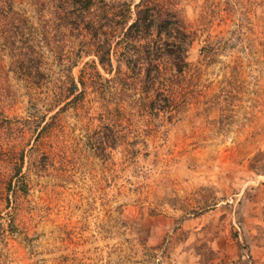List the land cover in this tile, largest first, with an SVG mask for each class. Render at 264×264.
Listing matches in <instances>:
<instances>
[{"label": "rangeland", "instance_id": "1", "mask_svg": "<svg viewBox=\"0 0 264 264\" xmlns=\"http://www.w3.org/2000/svg\"><path fill=\"white\" fill-rule=\"evenodd\" d=\"M16 1L29 37L2 20L0 264H264V0H173L197 33L179 114L104 71L96 7L65 20L77 0Z\"/></svg>", "mask_w": 264, "mask_h": 264}, {"label": "trees", "instance_id": "2", "mask_svg": "<svg viewBox=\"0 0 264 264\" xmlns=\"http://www.w3.org/2000/svg\"><path fill=\"white\" fill-rule=\"evenodd\" d=\"M160 3V0H140L133 11V5L127 2L77 0L71 9L64 8L63 17L68 20L73 15V20L85 19L96 7L101 14L96 16L98 20L92 22L91 26L106 41L100 42L96 37L94 53L104 71L115 75L114 79L125 86L135 83L143 86L147 93L153 90L154 95L149 97V110L153 113L170 111L179 114L188 104V99L183 95L177 99L174 92L181 88L186 75H193V67L187 57L197 33L181 17L173 0H164L161 6ZM22 4L16 0H0V25L2 20L10 23L14 31L10 35L20 38V44L25 45L23 39L29 37L27 25L30 18ZM42 6H49L48 1L44 0ZM132 39L139 43H134ZM7 44L12 50L22 49L14 38L7 39ZM203 50L207 53L208 49ZM114 59L121 62L128 72H122L120 68L115 70ZM176 64L179 65L177 72H172V65ZM107 66L109 69H106ZM72 85L77 88L75 81H72ZM69 93H72V88Z\"/></svg>", "mask_w": 264, "mask_h": 264}]
</instances>
